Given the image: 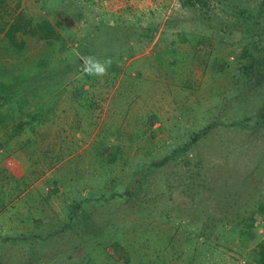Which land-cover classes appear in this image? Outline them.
Returning a JSON list of instances; mask_svg holds the SVG:
<instances>
[{"label": "rangeland", "instance_id": "obj_1", "mask_svg": "<svg viewBox=\"0 0 264 264\" xmlns=\"http://www.w3.org/2000/svg\"><path fill=\"white\" fill-rule=\"evenodd\" d=\"M0 102V264H260L264 0H0Z\"/></svg>", "mask_w": 264, "mask_h": 264}, {"label": "clouds", "instance_id": "obj_2", "mask_svg": "<svg viewBox=\"0 0 264 264\" xmlns=\"http://www.w3.org/2000/svg\"><path fill=\"white\" fill-rule=\"evenodd\" d=\"M76 55L79 56V73L82 77H102L107 73L113 62L111 57L99 58L94 55H80L79 53Z\"/></svg>", "mask_w": 264, "mask_h": 264}, {"label": "trees", "instance_id": "obj_3", "mask_svg": "<svg viewBox=\"0 0 264 264\" xmlns=\"http://www.w3.org/2000/svg\"><path fill=\"white\" fill-rule=\"evenodd\" d=\"M0 104H1V102H0ZM63 229H65V227L61 228L60 230H63ZM257 250H258V255H259V261L258 262L260 264H264V244H259L257 246ZM92 258L95 259L94 257H92Z\"/></svg>", "mask_w": 264, "mask_h": 264}]
</instances>
